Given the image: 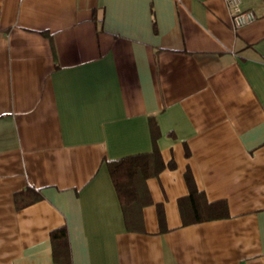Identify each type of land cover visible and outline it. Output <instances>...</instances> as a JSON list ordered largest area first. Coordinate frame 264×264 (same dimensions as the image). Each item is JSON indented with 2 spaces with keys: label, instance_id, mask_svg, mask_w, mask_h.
Segmentation results:
<instances>
[{
  "label": "crops",
  "instance_id": "crops-1",
  "mask_svg": "<svg viewBox=\"0 0 264 264\" xmlns=\"http://www.w3.org/2000/svg\"><path fill=\"white\" fill-rule=\"evenodd\" d=\"M241 6L233 27L225 0H0V264H264V0ZM153 146L130 229L107 162ZM187 171L226 217L184 222Z\"/></svg>",
  "mask_w": 264,
  "mask_h": 264
},
{
  "label": "trees",
  "instance_id": "trees-1",
  "mask_svg": "<svg viewBox=\"0 0 264 264\" xmlns=\"http://www.w3.org/2000/svg\"><path fill=\"white\" fill-rule=\"evenodd\" d=\"M109 174L120 201L124 220L127 228L139 229L142 224L141 209L151 203V198L146 185V179L157 175L163 168L164 163L156 146L151 151L138 152L111 159L107 162ZM190 189L189 213L192 217L184 222H195L205 219H215L228 215L225 200L211 202H199L193 195L199 193L196 190L191 175L185 173ZM193 192V193H192ZM21 205H26L39 197L37 192L31 189L21 191ZM157 217L160 223L164 215L161 204H156ZM52 252L57 260H66L69 255L68 234L65 225H60L49 232Z\"/></svg>",
  "mask_w": 264,
  "mask_h": 264
},
{
  "label": "built area",
  "instance_id": "built-area-1",
  "mask_svg": "<svg viewBox=\"0 0 264 264\" xmlns=\"http://www.w3.org/2000/svg\"><path fill=\"white\" fill-rule=\"evenodd\" d=\"M228 4L233 27L250 23L255 15L252 10L244 9L241 6V0H225Z\"/></svg>",
  "mask_w": 264,
  "mask_h": 264
}]
</instances>
